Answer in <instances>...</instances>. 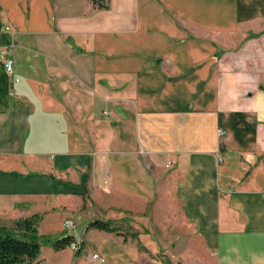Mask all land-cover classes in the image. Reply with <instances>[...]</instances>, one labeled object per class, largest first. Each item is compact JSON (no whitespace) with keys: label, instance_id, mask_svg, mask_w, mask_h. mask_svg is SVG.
I'll use <instances>...</instances> for the list:
<instances>
[{"label":"crops","instance_id":"0c3cea01","mask_svg":"<svg viewBox=\"0 0 264 264\" xmlns=\"http://www.w3.org/2000/svg\"><path fill=\"white\" fill-rule=\"evenodd\" d=\"M34 214L19 264H264V0H0V225Z\"/></svg>","mask_w":264,"mask_h":264},{"label":"trees","instance_id":"16d2710c","mask_svg":"<svg viewBox=\"0 0 264 264\" xmlns=\"http://www.w3.org/2000/svg\"><path fill=\"white\" fill-rule=\"evenodd\" d=\"M96 9H108L110 0H90ZM40 215L21 218L14 223V229L0 225V264H19L39 257L41 245L37 239V222ZM99 229L115 231L111 221L94 220L91 223ZM69 235L55 242L56 248L65 247L72 242Z\"/></svg>","mask_w":264,"mask_h":264},{"label":"rangeland","instance_id":"374dc122","mask_svg":"<svg viewBox=\"0 0 264 264\" xmlns=\"http://www.w3.org/2000/svg\"><path fill=\"white\" fill-rule=\"evenodd\" d=\"M52 213H59V212H52ZM56 223L55 224H58V219L56 218V217H54V219H53ZM46 221V220H45ZM45 221L43 222V224L45 223ZM7 224V226L6 227H8V228H11V229H14V224H9V223H6ZM9 225V226H8ZM48 226H50V225H48ZM44 228L45 227H47V226H43ZM65 228V227H64ZM119 228H123V230L124 231H126V235L128 236V237H131V236H137V235H135V234H137V233H134V235H132V232H134V230L130 227V226H127L126 224H122L121 225V227H119ZM130 228V229H129ZM66 229V228H65ZM160 229V228H159ZM38 230H39V233L37 232V235H38V240L40 241V243H42L43 241V243L45 244V242L48 240V238H49V236H52V235H50V234H48V233H45V232H43V230L42 229H39L38 228ZM67 230H69V231H71L72 230V228L71 229H67ZM156 237H158V235H156ZM75 240H73L72 242H74ZM173 245L174 244H172V246H171V248L173 247ZM72 247V246H71ZM72 250H74V251H76V252H78L80 249L78 248V249H73L72 248ZM170 255H171V258L172 257H175L173 254V252H177L176 251V248H174L173 250L171 249L170 251ZM159 256L160 257H162L164 260H168L169 261V255L168 254H166L165 252H162V251H160L159 252ZM206 258V257H205ZM214 259V257L211 255V256H208L207 258H206V263H204V264H215V261L213 260ZM194 258H190V259H186V263L187 264H196V262H194ZM180 264V263H179Z\"/></svg>","mask_w":264,"mask_h":264},{"label":"built area","instance_id":"2783aa9c","mask_svg":"<svg viewBox=\"0 0 264 264\" xmlns=\"http://www.w3.org/2000/svg\"><path fill=\"white\" fill-rule=\"evenodd\" d=\"M7 28L9 29L10 26H7ZM6 49H3L2 50V54L3 55H6ZM5 67H6V70L9 72V73H12L13 72V69H14V61L12 58H9L7 57L5 59ZM171 164V161L169 160L167 163H166V166L169 167ZM64 226L67 228V229H71L74 227V221L72 219H67L65 222H64ZM82 239H75V241L71 244L72 248L74 249H80L82 247ZM93 259H97V260H100L101 262H104L105 261V258L103 256H101L100 254L98 253H93Z\"/></svg>","mask_w":264,"mask_h":264}]
</instances>
